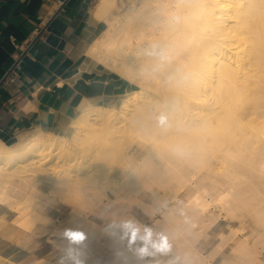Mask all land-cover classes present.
Instances as JSON below:
<instances>
[{
    "label": "bare ground",
    "instance_id": "6f19581e",
    "mask_svg": "<svg viewBox=\"0 0 264 264\" xmlns=\"http://www.w3.org/2000/svg\"><path fill=\"white\" fill-rule=\"evenodd\" d=\"M93 8L105 27L86 52L129 89L115 105L83 100L67 136L42 131L12 145L0 139V208L30 207L51 225L53 256L21 264H56L65 254L68 244L57 237L65 230L55 232L43 211L50 197L77 207L66 230H86V247L73 248L86 264H264V0H96ZM209 175L226 186L206 201L212 180L199 181ZM153 189L151 238H166L167 251L149 248L153 255L142 258V247L126 241L104 263L88 256L103 228L87 210L121 217L144 234L126 212ZM166 195L174 207L162 202ZM213 200L219 213L212 216ZM221 213L250 225V236L239 223L218 230L204 239L210 247L203 254V225Z\"/></svg>",
    "mask_w": 264,
    "mask_h": 264
},
{
    "label": "crops",
    "instance_id": "0c3cea01",
    "mask_svg": "<svg viewBox=\"0 0 264 264\" xmlns=\"http://www.w3.org/2000/svg\"><path fill=\"white\" fill-rule=\"evenodd\" d=\"M95 2L0 0V139L16 137L6 144L42 131L65 135L83 100L115 105L127 90L86 52L105 27L93 14ZM4 227L13 236H0L1 258L26 263L45 256L35 237L24 241L23 230Z\"/></svg>",
    "mask_w": 264,
    "mask_h": 264
},
{
    "label": "rangeland",
    "instance_id": "374dc122",
    "mask_svg": "<svg viewBox=\"0 0 264 264\" xmlns=\"http://www.w3.org/2000/svg\"><path fill=\"white\" fill-rule=\"evenodd\" d=\"M127 89H129V87ZM68 134H69V132L67 134H65V136H67ZM15 139H16V137L13 138L12 140L6 142V143H11ZM7 145H10V144H7ZM201 177L202 176L199 175V178H201ZM212 178H214V176L209 175V177H205L203 180L199 181V183H201L203 181H204L203 183H207L209 180H212V182H208V184L206 185V187L208 189L203 192V195H204V198L206 199V201L210 200L211 193H214V190L216 189V187H218L219 184H221L219 182V181H221L219 178H218V180L216 179L218 182ZM221 185L226 186V184H221ZM41 186L44 188H48L45 180H43L41 182ZM18 190L21 192L23 191L22 189H18ZM218 190H220V189H218ZM155 192H156L155 189L147 190V193H142V194L137 196L136 201L139 199L137 202L139 203V201H141L139 203L140 205L143 202L142 205L144 204V207H146V208H144L142 205L140 207L139 205H137L138 203L135 202L134 204L131 205L130 209L127 210V212H126V213H129V215L135 217L139 221V224L142 227L141 231H143V232H144L145 228H148V229L152 228L153 222L151 221V218L149 216L150 215L149 212L152 211V208H154L155 207L154 205L156 204ZM147 194H149V195H147ZM143 198H144V201H143ZM148 198H149L150 202H149ZM180 198H181L180 193H178V196L175 197V200L179 201ZM171 200H172V202H171ZM151 201L153 202V204L151 203ZM214 201H216V200L211 201L210 207H209L210 208V214H212V216L214 214L219 213V211L216 210L217 208L214 207V206H216V202H214ZM144 202H148V203H146L147 206H145ZM162 202H164L165 206L168 205L167 207H171V206L174 207V205H175L174 199L170 195L164 196L162 198ZM150 203L153 205V207ZM213 203H215V205ZM149 204H150V206H149ZM71 206H70V204L67 203V200H65V199L62 200V198L60 199V198H53V197L51 198L50 197L48 199V202L45 203L43 211L45 213H47V215L50 216L56 222V226L54 228L55 232L59 233L63 230H66L67 227H70L71 225H73L75 223L76 219H75V216H73V213H74L75 208L77 209V207L73 208V206L72 207ZM147 207L149 209H147ZM92 208H94V209L87 210L86 216L89 219H91L92 221H94L95 223H97L98 225H100L103 228V231L99 237V240L101 242L98 245L92 244L91 247L86 249V254L88 256H92L95 254L96 258H97L96 260H99V262L104 263V260H107L106 258L109 256L108 252L111 253L112 250H114L119 245H122V243L124 245L126 243V241H128L129 243L138 244V246L142 247V248L147 247L148 249L149 248L151 250L153 249L152 248V244H154V241L152 240L153 238H150V240L148 242H146L143 239H141V237L144 234L138 232L136 235H133L131 229H125L124 224L126 223V220L124 221L123 218L114 217L109 213L103 212V210L100 211L101 209H95V207H93V206H92ZM142 208L146 210V213H144L145 210L142 211L143 210ZM153 211H155V208L153 209ZM0 212L6 213L5 214L6 222H10V223L14 224L15 226H17L18 228H20L21 230H23L25 232V234L23 236V238L25 239L24 241H27V240L35 237L33 244H35V243L41 244L40 249H38V253L42 252V253H44L45 256L38 258L37 260H48L47 256H49V257L53 256L51 245H49L50 244L49 239L52 237V235L50 232H48V231H50L48 229H51V225L50 224H44L43 222L38 221L39 218H41V215L43 214L42 212L33 210L30 207L25 208V209H21L19 211H15L12 208H10V209L6 208V210H4V208H0ZM71 218H72V220H71ZM37 221H38V223H37ZM237 221H239V222H237ZM228 222H230L231 224H229ZM237 223H239V224L237 225ZM69 224H71V225H69ZM21 225H22V227H21ZM37 225H38L37 235H35L33 233V231H34V227ZM235 225H237L238 227L243 225L244 227L242 226L241 228H244V229H242V231L239 230V232H241L242 235H247L248 237L250 236V232H249L250 229L248 228V227H250V225H246V227H245V224L241 223V221L239 219L224 218V217H222V213H221L220 215L217 216V218H216L215 222L212 224V226L209 223H206L205 225H203L202 234L198 238V241H197L198 245L200 246L204 242V239L206 238V236L210 237V239H212L214 237L215 232H217L218 230H221V229L227 230V229H230V227H231V229H240ZM228 226H229V228H228ZM26 227H28V228L26 229ZM111 227H112V229H111ZM29 228H30V230H29ZM27 230H29L30 232ZM81 230L83 233H86V230L84 228H82ZM124 232L129 236L124 234ZM46 235H47V237H46ZM61 235L59 234V235H57V237L60 238ZM0 236H13V233L9 230L8 227H4V228L0 229ZM125 237H127V240L125 239ZM210 241H212V240H210ZM119 242H121V243H119ZM203 245L205 246V248L203 246V248L200 249V251L203 252V254H204L209 249L210 243L204 242ZM259 245L261 246L262 243H259ZM227 249L228 248H226L225 250H227ZM151 250H149V251H151ZM80 257H81V259H84L85 256L81 255ZM57 258L58 257H56L55 259L57 260ZM37 260H35L36 263H37ZM11 261L16 262V263H20V264L22 263L21 260H11ZM31 261L34 262V260H31ZM0 264H4L2 258H0Z\"/></svg>",
    "mask_w": 264,
    "mask_h": 264
},
{
    "label": "clouds",
    "instance_id": "9594fccd",
    "mask_svg": "<svg viewBox=\"0 0 264 264\" xmlns=\"http://www.w3.org/2000/svg\"><path fill=\"white\" fill-rule=\"evenodd\" d=\"M126 229H131L132 234L136 235L140 230L133 227L131 222H126L124 224ZM151 231L148 228L144 229V235L141 237L144 241L148 242L151 238ZM61 239L65 240L68 244V247L65 249V254L57 258V264H86V262L81 259L79 254L74 253L73 248L86 247L85 240L86 235L81 231L65 230ZM152 248L156 252L167 251L168 245L166 238L161 237V242L159 244H152ZM141 257H151L153 252L149 251L147 247L140 249Z\"/></svg>",
    "mask_w": 264,
    "mask_h": 264
},
{
    "label": "water",
    "instance_id": "95a60500",
    "mask_svg": "<svg viewBox=\"0 0 264 264\" xmlns=\"http://www.w3.org/2000/svg\"><path fill=\"white\" fill-rule=\"evenodd\" d=\"M6 75H7V74H6ZM6 75H5V76H6ZM5 76L2 78V80H1V81H3V80H4Z\"/></svg>",
    "mask_w": 264,
    "mask_h": 264
}]
</instances>
